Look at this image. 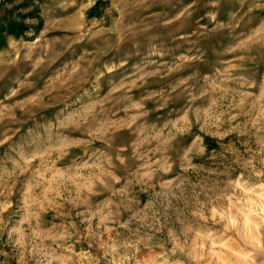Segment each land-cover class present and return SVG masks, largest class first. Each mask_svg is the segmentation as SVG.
<instances>
[{"label": "rangeland", "instance_id": "rangeland-1", "mask_svg": "<svg viewBox=\"0 0 264 264\" xmlns=\"http://www.w3.org/2000/svg\"><path fill=\"white\" fill-rule=\"evenodd\" d=\"M0 264H264V0H0Z\"/></svg>", "mask_w": 264, "mask_h": 264}, {"label": "trees", "instance_id": "trees-1", "mask_svg": "<svg viewBox=\"0 0 264 264\" xmlns=\"http://www.w3.org/2000/svg\"><path fill=\"white\" fill-rule=\"evenodd\" d=\"M17 26H18L17 29H11L9 27H7V29H5V28L0 29V39H2L4 41L7 33H13L15 35H19V34H22L26 31L25 23H18ZM5 32H6V34H5Z\"/></svg>", "mask_w": 264, "mask_h": 264}]
</instances>
